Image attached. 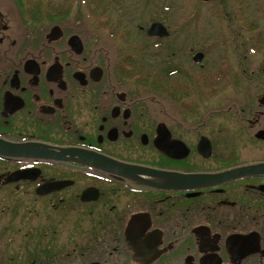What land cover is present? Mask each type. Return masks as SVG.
I'll list each match as a JSON object with an SVG mask.
<instances>
[{"label": "flooded vegetation", "instance_id": "obj_1", "mask_svg": "<svg viewBox=\"0 0 264 264\" xmlns=\"http://www.w3.org/2000/svg\"><path fill=\"white\" fill-rule=\"evenodd\" d=\"M109 2L0 0V264H264L257 45Z\"/></svg>", "mask_w": 264, "mask_h": 264}, {"label": "rangeland", "instance_id": "obj_2", "mask_svg": "<svg viewBox=\"0 0 264 264\" xmlns=\"http://www.w3.org/2000/svg\"><path fill=\"white\" fill-rule=\"evenodd\" d=\"M38 1L44 4L63 2V0H31V2ZM70 2V12L80 10L83 23L90 30L96 29L97 24L100 23L96 17L98 14L96 6L104 7L106 2H109L113 5L112 10L108 11L109 19L120 21L123 18L122 22L130 25L134 34L137 30L136 26L145 27L154 21L162 22L170 29H175L177 23H181L178 27L184 30L182 39L187 38L188 45L193 39L194 42L191 44H197V46L204 40L201 36L205 34L201 31H211L215 35H220L226 28H243L242 35L245 36L246 48L257 45L253 47L257 49V57L252 56V60H257V69L259 66H264V0H211L208 3L200 0H107L106 2L105 0H96V2L95 0H70ZM90 2L94 6L90 5ZM227 14L232 18L230 27L226 24ZM105 20L106 18L102 17V21L105 22ZM41 24L47 25L48 21L43 20ZM255 36L257 41L254 40ZM105 39L109 41L108 37ZM20 213L23 216L25 212L21 210Z\"/></svg>", "mask_w": 264, "mask_h": 264}, {"label": "water", "instance_id": "obj_3", "mask_svg": "<svg viewBox=\"0 0 264 264\" xmlns=\"http://www.w3.org/2000/svg\"><path fill=\"white\" fill-rule=\"evenodd\" d=\"M201 2H209L211 0H200ZM148 34L150 36H162V35H165L166 32H165V28L160 24V23H153L150 27H149V30H148ZM40 157H47V156H40Z\"/></svg>", "mask_w": 264, "mask_h": 264}]
</instances>
